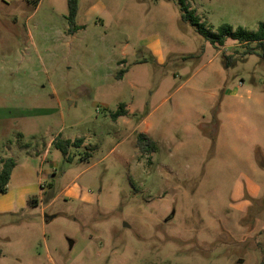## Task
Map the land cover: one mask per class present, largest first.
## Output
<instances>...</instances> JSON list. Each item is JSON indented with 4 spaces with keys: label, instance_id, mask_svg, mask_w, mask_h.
<instances>
[{
    "label": "rangeland",
    "instance_id": "rangeland-1",
    "mask_svg": "<svg viewBox=\"0 0 264 264\" xmlns=\"http://www.w3.org/2000/svg\"><path fill=\"white\" fill-rule=\"evenodd\" d=\"M76 1L70 35L67 0H0V264H264V60L175 0ZM185 3L264 23V0Z\"/></svg>",
    "mask_w": 264,
    "mask_h": 264
},
{
    "label": "trees",
    "instance_id": "trees-1",
    "mask_svg": "<svg viewBox=\"0 0 264 264\" xmlns=\"http://www.w3.org/2000/svg\"><path fill=\"white\" fill-rule=\"evenodd\" d=\"M169 1V0H163ZM179 6L180 18L184 23H188L194 31L201 36L204 41L210 45L216 47H223L225 42L230 39L239 44L245 45L246 54H257L264 60V23H259L257 30L255 32L247 31L241 27L233 29L227 24L220 25L215 32H210L206 24L200 20L198 16L195 15V12L189 9L186 5L185 0H175ZM77 15V1L76 0H67V15L65 17L69 29L68 34L72 35L76 31L80 30L82 27L75 25V18ZM250 44H254V47H250ZM260 51L258 54L257 51ZM232 63V57L228 56L225 58V66H229ZM122 71L118 73L120 77ZM127 112L125 110L124 104H120L117 110L111 114V118L116 120L119 117L126 116ZM82 144L81 139L73 140H61L56 138L53 140L51 146L58 149L61 152V155L65 157L67 155V149L70 146L80 147ZM136 147L140 150L141 153H152L154 151V143L144 134H139L136 137ZM88 157V154H84L82 159ZM15 167V162L11 158H7L1 163L0 167V194H5L7 192L8 183L10 180L11 173ZM31 203L34 205L35 200H31Z\"/></svg>",
    "mask_w": 264,
    "mask_h": 264
},
{
    "label": "crops",
    "instance_id": "crops-1",
    "mask_svg": "<svg viewBox=\"0 0 264 264\" xmlns=\"http://www.w3.org/2000/svg\"><path fill=\"white\" fill-rule=\"evenodd\" d=\"M158 57H159V56H158ZM158 61H159V63H161V62H162V58L159 57ZM125 110H126V109H125ZM53 140H54V138L51 137L50 140L48 141V143L46 144V148H45L44 153H43V155H42L43 157H45V155L48 154L49 149H50V147H51V144H52ZM14 162H15V161H14ZM16 167H17V166H16V163H15V167H14L12 173H11L9 183L11 182V180H12V178H13L14 170H15ZM9 183H8V185H9Z\"/></svg>",
    "mask_w": 264,
    "mask_h": 264
}]
</instances>
